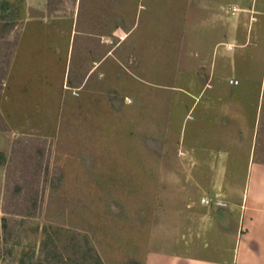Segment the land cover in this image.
Instances as JSON below:
<instances>
[{
  "label": "rangeland",
  "instance_id": "1",
  "mask_svg": "<svg viewBox=\"0 0 264 264\" xmlns=\"http://www.w3.org/2000/svg\"><path fill=\"white\" fill-rule=\"evenodd\" d=\"M199 3L0 0V264H140L191 170L233 189L264 161V25L208 73L186 53L206 48Z\"/></svg>",
  "mask_w": 264,
  "mask_h": 264
},
{
  "label": "crops",
  "instance_id": "2",
  "mask_svg": "<svg viewBox=\"0 0 264 264\" xmlns=\"http://www.w3.org/2000/svg\"><path fill=\"white\" fill-rule=\"evenodd\" d=\"M197 8L201 15L196 16V19L200 18L206 24L209 36L205 49L192 48L186 50V53L193 57L190 62L194 57L200 59L206 65V72L211 74H217V66L225 55L235 58L236 52L245 47V42L249 43L254 38L258 25H264V0H200ZM196 19L186 18L185 22L193 25ZM225 44L229 46L226 49L221 46ZM135 46L136 51L139 50L138 45ZM141 54L140 51L137 53L143 59ZM110 55V52L105 54L101 61L105 66L111 65ZM188 73L183 85L186 88L196 86ZM135 76L139 78L138 74ZM204 86L208 85L202 84L201 87ZM263 87L264 84L262 90ZM188 96L191 98L190 93ZM262 100L261 96L251 103L255 127L253 135L256 134L262 113ZM248 142L250 147L247 149L245 146L247 156L253 154L255 138L252 136ZM195 149L196 146L189 145L183 151L194 153L192 151ZM219 160L220 165L227 166L231 158L227 153ZM194 161L196 166H202L201 161H204V166L217 165L215 158H197ZM194 177L191 170L188 178L182 181L184 195L190 200L181 201L179 206L172 208L174 217L167 239L153 242V246L141 251L140 264H264V161L249 159L245 178H241V182L236 180L233 189L229 188V178L224 175L215 173L214 178L205 182L202 178ZM193 184L199 185L195 190L199 192L198 195L190 192ZM200 196H206L212 201L205 204L199 200ZM214 200H220L221 203L216 204ZM199 206L202 210L196 209ZM158 242L163 244L156 245Z\"/></svg>",
  "mask_w": 264,
  "mask_h": 264
},
{
  "label": "built area",
  "instance_id": "3",
  "mask_svg": "<svg viewBox=\"0 0 264 264\" xmlns=\"http://www.w3.org/2000/svg\"><path fill=\"white\" fill-rule=\"evenodd\" d=\"M232 9L234 10L235 8L233 7ZM228 82H229L230 84H233V85H234V84H237V79L229 78V79H228ZM199 200H200L201 202L205 203V204H208V203H210V202L212 201V199H210V198H208V197H206V196H200ZM214 202H215L216 204H220V203H221L220 200H214Z\"/></svg>",
  "mask_w": 264,
  "mask_h": 264
},
{
  "label": "trees",
  "instance_id": "4",
  "mask_svg": "<svg viewBox=\"0 0 264 264\" xmlns=\"http://www.w3.org/2000/svg\"><path fill=\"white\" fill-rule=\"evenodd\" d=\"M263 90H264V87H263ZM262 108L263 109H262V113H261V116H260L258 124H257V129H260V125H262V124L264 126V107H262Z\"/></svg>",
  "mask_w": 264,
  "mask_h": 264
}]
</instances>
